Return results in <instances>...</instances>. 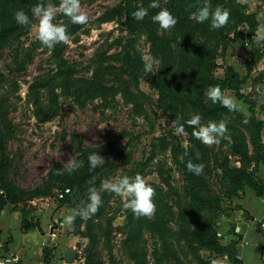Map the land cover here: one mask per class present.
Here are the masks:
<instances>
[{"label": "rangeland", "instance_id": "rangeland-1", "mask_svg": "<svg viewBox=\"0 0 264 264\" xmlns=\"http://www.w3.org/2000/svg\"><path fill=\"white\" fill-rule=\"evenodd\" d=\"M40 2L0 0V26L17 24L0 42V192L15 197L12 207L31 227L43 214L59 227L57 244L76 250L75 264H241L234 260L244 242L236 227L250 215L240 201L247 186L264 191V42L254 40L264 0H208L213 10L230 12L220 29L210 18H191L205 0H159L178 20L169 30L152 21L160 10L148 7L152 0H81L88 23L75 31L60 0H44L57 6L53 22L70 35L51 50L36 39L32 9ZM119 4L130 15L99 19ZM141 7L148 15L136 20L132 13ZM20 9L28 26L14 19ZM152 60L158 63L148 72ZM229 75L237 90L226 86ZM213 85L238 107L213 103L205 95ZM197 114L204 125L226 122L219 144L193 136L198 129L187 121ZM177 121L184 134H175ZM92 153L105 160L84 177ZM81 156L83 169L69 173ZM188 161L204 165L197 179L187 176ZM236 168L244 179L230 170ZM136 174L155 189L151 218L134 215L124 197L103 188L105 180ZM65 187L78 191L61 198ZM92 187L101 196L98 211L66 224L72 210L90 202Z\"/></svg>", "mask_w": 264, "mask_h": 264}, {"label": "clouds", "instance_id": "clouds-1", "mask_svg": "<svg viewBox=\"0 0 264 264\" xmlns=\"http://www.w3.org/2000/svg\"><path fill=\"white\" fill-rule=\"evenodd\" d=\"M59 9L67 16L72 24L84 25L88 23V15L82 10L81 0H60ZM149 8H159L160 10L152 16V21L158 23L159 27L163 30H169L178 23L177 18L166 8L161 7L159 0H152L148 6ZM33 15L38 18V25H36V39L42 46L48 49H54L57 44H67L70 40V35L67 31V25L63 23H54V18L57 13V6L51 2L45 3L41 0L32 9ZM14 19L16 22L23 26H28L31 22L29 16L22 9L14 12ZM133 18L136 20H142L148 15L147 8H139L132 13ZM191 18L197 23H204L211 20L210 27L212 29H220L227 25L230 19V12L228 9L222 6H217L214 10L211 8L208 0L197 12L191 14ZM258 23L254 40L257 43L264 42V15L257 17ZM158 63L155 60L145 63V70L151 72L153 65ZM205 95L213 102H219L230 111L238 107L237 101L234 96L225 94L222 92L219 85L210 86ZM175 124V134H184V125L179 124L178 121ZM187 124L198 130L193 132V136L200 140L203 144L211 146L213 144H219L220 139L225 136L228 131L226 122L221 120L220 122L210 121L206 125L201 124V116L193 115ZM183 160V157H181ZM104 158L98 153H92L88 156V162L91 168H95L104 162ZM83 167V161L76 162L71 161L67 166L69 173ZM189 172L195 175H200L203 172V164H193L191 161L186 165ZM57 174H61L57 171ZM103 188L110 192L115 193L125 198L124 207L130 209L136 216H145L151 218L156 210L153 197L155 196V189L151 187L140 174H136L134 177L123 176L118 180L110 181L105 180L102 182ZM89 203L77 210H72L70 214L65 217V223L71 225L76 215H80L83 219L89 218L91 214H95L99 206L102 204L100 193L94 188H89ZM213 264H223L222 261H214Z\"/></svg>", "mask_w": 264, "mask_h": 264}, {"label": "crops", "instance_id": "crops-1", "mask_svg": "<svg viewBox=\"0 0 264 264\" xmlns=\"http://www.w3.org/2000/svg\"><path fill=\"white\" fill-rule=\"evenodd\" d=\"M251 199V200H250ZM242 211L249 213L250 219L240 217L236 229L240 226L242 233L238 236L244 242H240L238 256L243 264H264V241L262 230L264 223L258 222L264 218V195H258L253 187L247 186L245 195L240 201ZM44 214L35 221V227L30 226V218L23 220L20 209L5 204L0 210V264H44L43 248L44 240L47 245L53 246L50 256V264H75L66 262L62 250L66 246L58 245L57 230L46 221L42 220ZM232 219V218H229ZM29 220V224L27 221ZM52 222H57V216L52 215ZM62 224L64 221H60ZM39 224V228L37 225ZM56 226V225H55ZM59 226V225H58ZM54 231L53 235L50 232ZM229 230H224L228 235ZM54 243V244H51Z\"/></svg>", "mask_w": 264, "mask_h": 264}, {"label": "trees", "instance_id": "trees-1", "mask_svg": "<svg viewBox=\"0 0 264 264\" xmlns=\"http://www.w3.org/2000/svg\"><path fill=\"white\" fill-rule=\"evenodd\" d=\"M10 1L13 2L14 4H16L18 2V0H10ZM121 12H125L127 14V16L130 15L129 7L126 6V4H119V5L115 6L114 8L103 12L99 16V19L101 21L111 20L117 14H119ZM67 19L69 21L68 27H70L71 31H75L76 29H78V28H80L82 26V25L72 24L70 22V20H69L68 17H67ZM16 28H17V24H5L3 26H0V42L4 41L6 39V36L9 35V34H11L13 31H15ZM157 39H159L160 42H164L165 41L164 38H158L157 37ZM159 49H162L161 43L159 44ZM225 79H228V76ZM154 85H155V82H154ZM236 85H237V80H232L231 76L229 75V80L226 83V86L236 89ZM168 88H169V86H168ZM236 93H237V95H239L238 96L239 98L242 96L241 94H238L237 91H236ZM259 147L264 148V143L259 142ZM82 160H84V159L81 156V158H79L78 162H80ZM85 163H87V162L86 161L85 162L83 161V166H84ZM81 169H83V167H81ZM230 170H233L234 174L238 178H240L241 180L246 177V172L243 171V170H241V169L236 168V169H230ZM93 171H94V168H91L90 165L88 164V168L86 170H84V171H81V173H84L85 174L84 177H85L86 175H91L93 173ZM186 174H187V176L189 174V176H191V178L192 177L194 179H197L198 178L197 175H195L192 172H189L187 169H186ZM76 188H78V187H75V189L73 190V192H68L65 195V198L66 199H69V198L73 197L74 195H76V193L78 191V189L76 190ZM255 190H256V192H257L258 195H264V191L263 190H261V189H259V190L258 189H255ZM14 200H15V197L14 196H5L2 192H0V210L3 208V206L5 204H7V203L12 204V202H14ZM21 215L23 217V220L26 219L23 212H21ZM206 240H207L206 241L207 243L213 242V240L210 239V238H207ZM52 250H53V246H50V245H47V244L44 245V248H43V260H44V264H50V256H51ZM234 260L237 261L238 263L243 264L240 259H234Z\"/></svg>", "mask_w": 264, "mask_h": 264}, {"label": "water", "instance_id": "water-1", "mask_svg": "<svg viewBox=\"0 0 264 264\" xmlns=\"http://www.w3.org/2000/svg\"><path fill=\"white\" fill-rule=\"evenodd\" d=\"M37 228H39V224L37 225ZM63 258L66 262L70 263L73 261L76 250L72 247H66L62 250Z\"/></svg>", "mask_w": 264, "mask_h": 264}, {"label": "built area", "instance_id": "built-area-1", "mask_svg": "<svg viewBox=\"0 0 264 264\" xmlns=\"http://www.w3.org/2000/svg\"><path fill=\"white\" fill-rule=\"evenodd\" d=\"M69 191H70V188H69V187H65V188H63V189H61V190L59 191L58 196L62 198V197H64ZM51 227H52V226H51ZM52 230H53V227H52ZM53 234H54V231H51V232H50V235H53ZM47 242H48L47 239L43 241L44 244H46Z\"/></svg>", "mask_w": 264, "mask_h": 264}]
</instances>
